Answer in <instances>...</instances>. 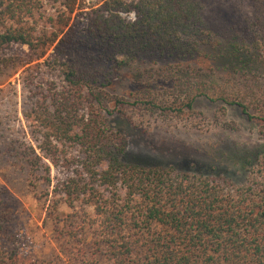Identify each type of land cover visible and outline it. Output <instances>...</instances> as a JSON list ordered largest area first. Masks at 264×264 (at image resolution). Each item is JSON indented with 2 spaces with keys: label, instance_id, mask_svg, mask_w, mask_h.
<instances>
[{
  "label": "trees",
  "instance_id": "trees-1",
  "mask_svg": "<svg viewBox=\"0 0 264 264\" xmlns=\"http://www.w3.org/2000/svg\"><path fill=\"white\" fill-rule=\"evenodd\" d=\"M78 2L66 0V11L74 13ZM251 2L252 19L226 38L206 28L198 0H106L105 14L90 13L81 42L100 67L61 64L64 85L52 83L49 99L32 111L44 158L55 166L65 160L67 169L77 162V169L58 186L57 198L48 193L44 199L35 171L43 158L33 148L22 155L34 195L50 201L57 239L79 244L61 264H102L100 257L112 264H264V145L220 152L200 170L123 159L130 121L124 109L131 105L182 113L204 97L264 122V0ZM43 7L44 0H0V49L18 44L36 51L57 42L58 33L36 36ZM130 10L134 21L120 14ZM72 35L68 31L56 50L71 45ZM126 76L138 82L135 103L117 93ZM71 146L80 149L77 161L67 157ZM78 201L95 211L94 218L85 212L97 233L94 251L79 231L66 229L72 215L64 219L59 210ZM12 221V210L0 201V236L10 243L0 250V264H34L23 263Z\"/></svg>",
  "mask_w": 264,
  "mask_h": 264
},
{
  "label": "rangeland",
  "instance_id": "rangeland-1",
  "mask_svg": "<svg viewBox=\"0 0 264 264\" xmlns=\"http://www.w3.org/2000/svg\"><path fill=\"white\" fill-rule=\"evenodd\" d=\"M78 1L75 12L69 14L65 8L66 0H44L42 12L35 17L36 36L45 32L49 36L58 33L59 41L72 30L71 45L56 50L57 41L36 51L18 44L0 49V201L13 212L11 226L17 233L23 263L61 264V257L77 254L79 250V244L74 241L62 244L57 239L58 228L48 216L50 201H40L34 195L30 186L33 181L31 169L22 156L24 152L29 156L33 148L43 158L41 169L35 171H39L37 183L40 185L36 191L44 199L48 193L49 199L57 198L58 186L77 169V162L67 169L65 160L55 166L44 158L38 148L42 138L32 111L38 110V102L49 99L48 88L52 83L57 87L64 85L61 64L73 63L91 71L100 67L95 52L87 49L81 40L90 13L107 12L106 0ZM125 1L130 3L133 0ZM198 1L206 28L221 38H226L234 29L242 31L253 16L251 0ZM120 14L128 21L136 19L133 10ZM62 21H68V26H61ZM137 88L138 82L127 77L120 81L117 93L125 94L131 103H135ZM124 111L126 117H130V121L126 120L128 148L123 157L127 163L141 161L172 164L183 171L200 170L220 152L253 151L264 145L263 121L249 119L237 107L211 103L204 97L195 100L192 110L182 113L174 107L165 111L146 108L144 104L128 106ZM252 114L258 115L254 111ZM67 153V157H74L77 161L80 149L71 146ZM47 167L50 184L46 182ZM100 189L108 194L106 187ZM122 195L124 197L125 192ZM59 210L64 219L72 215L69 221L73 224L66 229L73 234L79 231V237L87 240L88 250L94 251L97 233L89 228L85 217L86 212L94 218V208L78 201L74 208L61 204ZM9 248L10 243L0 236V250ZM100 260L102 264H112L105 257Z\"/></svg>",
  "mask_w": 264,
  "mask_h": 264
}]
</instances>
